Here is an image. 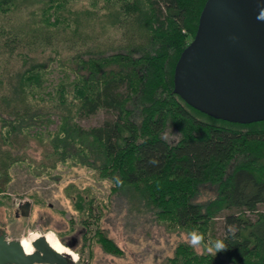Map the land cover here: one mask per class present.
Returning <instances> with one entry per match:
<instances>
[{"label":"trees","instance_id":"1","mask_svg":"<svg viewBox=\"0 0 264 264\" xmlns=\"http://www.w3.org/2000/svg\"><path fill=\"white\" fill-rule=\"evenodd\" d=\"M70 1L0 0V16L29 7L34 10L42 4L57 22L62 18L58 6L52 4L67 5ZM205 1L96 0L110 17V24L116 25L122 15L130 31L125 53L102 58L106 65L111 58L119 66L108 71L103 67L98 72L97 62L88 68L95 58L90 50L60 55L58 40L53 41L59 37L43 26L42 17L30 27L36 36L23 37L11 29L14 38L10 40L4 29L0 30V46L8 42L9 50L4 51L7 58L12 57L10 68L3 71L0 66V121H12L18 126L15 133L18 129L26 134L31 126L46 125L53 114L58 115L56 129L48 132L53 144L69 148L71 157L78 156L86 167L96 168L100 176L107 175L115 190L141 185L145 200L154 201L180 228L198 230L209 246L215 239L224 244L221 250L199 254L184 250L189 248L184 244L179 247L183 253L175 250L173 264H264V166H253L257 156L251 150L253 145H264V119L244 124L210 117L173 92L176 60L192 40ZM79 24H74V33ZM44 32L48 33L46 40ZM38 48L43 60L26 63L29 49L38 52ZM47 48L52 52L46 53ZM53 62L75 74L67 83H59L62 86L57 87L61 90L57 96L44 92L42 84V75ZM69 90H74V95L63 111L61 98L63 94L67 98ZM44 95L58 100L56 108L44 101ZM98 111L105 113L99 125L84 128L77 122ZM168 120H179L177 139L161 136ZM185 127L191 131H184ZM241 151L244 159L239 160ZM202 185L214 193V198L203 203L196 201ZM72 202L78 212L92 210V202L82 195ZM217 220L222 232L216 236Z\"/></svg>","mask_w":264,"mask_h":264},{"label":"rangeland","instance_id":"2","mask_svg":"<svg viewBox=\"0 0 264 264\" xmlns=\"http://www.w3.org/2000/svg\"><path fill=\"white\" fill-rule=\"evenodd\" d=\"M93 1L96 3V0H72L67 5L60 2L58 5L52 4V7L58 6V14L62 18L57 22L53 18L54 14L44 11L47 7L42 4L36 5L34 10L31 7L27 8L29 10L22 8L8 17L0 16V30L4 29V35L10 40L14 38L11 29L20 32L23 37H32L35 35L30 29L32 21L42 17L43 26L50 27L59 37L53 41L58 40L56 49L60 55L69 56L70 52L78 54L90 50L95 58L90 60L88 68L97 62L100 65L98 72L118 69L119 66L111 58H108L107 65L102 62V58L115 52H126L124 47L129 46L128 39L131 38L130 31L126 30L128 21L120 15L115 21L116 25L110 24V17L99 8L100 4L93 5ZM74 24L80 26L79 29L76 27L77 33H74ZM44 34L46 40L48 33ZM49 48L45 50L46 53L52 52ZM4 50H9L8 42L0 46V66L3 71L11 67L9 61L12 58L8 56V59ZM39 52V48L38 52L29 49L26 63L43 60V53ZM76 60L79 63V59ZM74 76L59 69L57 63L53 62L42 75L43 91L56 95L61 91L62 85L59 83H67ZM69 91V98L65 94L61 98L65 102L61 105L63 111L71 95H74V90ZM43 99L54 103L52 108H56L57 99H49L48 95H44ZM132 105L135 106L133 102ZM134 112L137 114L138 110ZM104 117L105 113L98 111L77 122L87 128L99 125ZM58 122V115L53 114L46 125L31 126L26 134H22L18 133V129L17 133L14 132L18 128L14 122L0 121V227L1 223L5 224L9 236L24 241L32 240L37 234H49L58 238L64 247L65 243L72 242L76 246L71 249L75 258L80 255L84 261L86 259L100 264H173L175 250L180 254L189 249L193 250V254L208 251L207 239L201 240L198 245H191L188 233L192 228H180L172 222L168 213L160 211L159 205L145 200L146 197L140 194L143 189L141 185L115 190L113 181L107 179V175L100 176L96 168L86 167L82 158L71 157L69 148L65 150L60 144H53L48 132L56 129ZM178 123L179 120L173 123L168 120L161 136L165 140L177 139ZM183 130L191 131L188 127ZM69 142L72 143L71 140ZM251 150L257 156L253 159V166H264V145H253ZM79 151L88 155L86 150ZM238 155L239 160L244 159L242 151ZM204 185L196 199L201 203L214 198V193L208 190L210 187ZM79 195L92 202L91 211L89 208L85 213L76 210L72 199ZM25 200L31 205L29 214L16 220L12 214L18 209L17 205ZM214 230L216 236L222 232L220 221L217 220ZM184 244L189 248H179L184 247Z\"/></svg>","mask_w":264,"mask_h":264},{"label":"water","instance_id":"3","mask_svg":"<svg viewBox=\"0 0 264 264\" xmlns=\"http://www.w3.org/2000/svg\"><path fill=\"white\" fill-rule=\"evenodd\" d=\"M192 40L173 70V92L210 117L247 124L264 119V0H206ZM27 216L30 202L17 205ZM44 255H25L0 237V264L59 263L44 237Z\"/></svg>","mask_w":264,"mask_h":264},{"label":"flooded vegetation","instance_id":"4","mask_svg":"<svg viewBox=\"0 0 264 264\" xmlns=\"http://www.w3.org/2000/svg\"><path fill=\"white\" fill-rule=\"evenodd\" d=\"M13 217H15L16 220H19L22 216H21V211L19 210V208L17 210H15L13 212ZM5 227V224H2L1 223V227H0V237H2V239L6 242V244H10L11 242L13 241H16L20 247V251L21 253L23 254V256L25 255H33L35 254L36 252L39 253V255H44V250L41 249V245L37 244L36 247H34L32 245L33 242H35L36 238L38 237H44L43 234H37L35 238L32 239V242H31V248H32V251L29 252V251H26L24 249V247L22 246V242L23 240H20L18 239L17 237H14V236H9V233ZM53 237V236H52ZM45 238V237H44ZM54 238V237H53ZM54 244H50V246L56 250L57 252L61 253L62 254V257H61V261L59 263H47V262H43V261H33V262H30V263H27V264H100L99 262L98 263H91V261L89 260H86L84 261V259L80 257V255H78L79 257L75 258L76 255L73 254V251H71V249H74L76 248V246L70 242V243H65V246L64 247L58 240V238H54ZM83 261V262H82ZM5 264H17V263H8V262H5Z\"/></svg>","mask_w":264,"mask_h":264},{"label":"clouds","instance_id":"5","mask_svg":"<svg viewBox=\"0 0 264 264\" xmlns=\"http://www.w3.org/2000/svg\"><path fill=\"white\" fill-rule=\"evenodd\" d=\"M188 236H189L188 242L193 246L198 245L202 239L201 234L196 229L190 230L188 233ZM223 248H224V244H223L222 240L215 239V240L210 241V246H209L208 250L209 251H213V250L218 251V250H221Z\"/></svg>","mask_w":264,"mask_h":264},{"label":"bare ground","instance_id":"6","mask_svg":"<svg viewBox=\"0 0 264 264\" xmlns=\"http://www.w3.org/2000/svg\"><path fill=\"white\" fill-rule=\"evenodd\" d=\"M35 237H36V235H35ZM44 237L48 241L49 244H54L55 241H54V238L51 235L48 234V235H46ZM31 242H32V240H28V239H24V241L22 242V246L24 247V249L26 251H29V252L32 251Z\"/></svg>","mask_w":264,"mask_h":264}]
</instances>
